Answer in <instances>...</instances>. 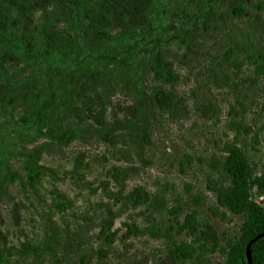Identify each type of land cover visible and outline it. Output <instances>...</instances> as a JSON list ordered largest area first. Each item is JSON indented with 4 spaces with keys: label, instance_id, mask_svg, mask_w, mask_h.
Listing matches in <instances>:
<instances>
[{
    "label": "rangeland",
    "instance_id": "obj_1",
    "mask_svg": "<svg viewBox=\"0 0 264 264\" xmlns=\"http://www.w3.org/2000/svg\"><path fill=\"white\" fill-rule=\"evenodd\" d=\"M0 1L5 264H228L245 219L219 202L229 146L264 174V0ZM27 160L53 173L31 184Z\"/></svg>",
    "mask_w": 264,
    "mask_h": 264
},
{
    "label": "trees",
    "instance_id": "obj_2",
    "mask_svg": "<svg viewBox=\"0 0 264 264\" xmlns=\"http://www.w3.org/2000/svg\"><path fill=\"white\" fill-rule=\"evenodd\" d=\"M245 11L244 4H236L232 8V14L240 15ZM10 22V16L3 3L0 1V30L6 31ZM153 71L157 77L168 78L173 75L171 69L165 66L162 56H158L153 63ZM57 92L52 89L43 99H39L37 105V112L41 118L49 115L54 107L53 103L57 96ZM109 134H107L108 136ZM27 180L31 184L38 182L41 177L47 173H53L45 165L34 163L27 160L26 164ZM222 170L230 179L229 187L219 188V202L222 206L228 208L236 214L244 216V222L241 228V234L231 244V249L228 253V264H248L246 256V247L248 242L259 233L264 232V201L263 203L256 202L250 198V187L258 184V191L260 195H264V174L259 177H254L252 167L244 154L242 148L237 144L229 146L228 153L224 156L222 162ZM18 174L15 173V176ZM19 177V176H17ZM20 178V177H19ZM128 198L133 203H145L150 199L149 192L143 187H135L128 195ZM71 203L66 201L64 203L57 202V205L64 209ZM188 223L193 219L190 214L187 216ZM188 224V225H189ZM188 251H193L192 247H187ZM251 256L253 264H264V236L252 243ZM6 259L2 252H0V264H5ZM85 260H83V263Z\"/></svg>",
    "mask_w": 264,
    "mask_h": 264
},
{
    "label": "water",
    "instance_id": "obj_3",
    "mask_svg": "<svg viewBox=\"0 0 264 264\" xmlns=\"http://www.w3.org/2000/svg\"><path fill=\"white\" fill-rule=\"evenodd\" d=\"M264 236V232L262 233H259L258 235H256L254 238H252L248 244H247V247H246V256H247V260H248V264H253L252 263V256H251V246H252V243L254 241H256L257 239L261 238Z\"/></svg>",
    "mask_w": 264,
    "mask_h": 264
}]
</instances>
